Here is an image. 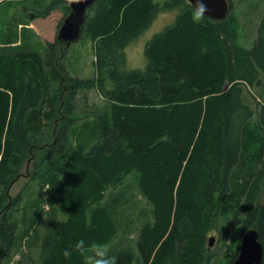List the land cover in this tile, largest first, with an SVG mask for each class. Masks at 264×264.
Returning <instances> with one entry per match:
<instances>
[{"label": "trees", "instance_id": "obj_1", "mask_svg": "<svg viewBox=\"0 0 264 264\" xmlns=\"http://www.w3.org/2000/svg\"><path fill=\"white\" fill-rule=\"evenodd\" d=\"M61 2L60 28L67 0L33 14L45 55L0 54V256L42 221L40 208L36 220L22 215L23 230L14 218L25 195L10 190L24 172L49 205L41 264L99 259L96 250L119 238L116 212L136 189L149 218L106 253L115 264H205L216 256L207 233L222 218L241 234L256 228L264 244V15L248 47L230 2L225 19L194 20L187 0H96L83 32L97 75L80 79L64 74L69 46L53 35ZM167 11L176 19L147 41L146 68H128L127 46ZM245 85L259 89L255 106ZM92 87L105 106L83 116L78 98ZM237 253L227 252L228 264Z\"/></svg>", "mask_w": 264, "mask_h": 264}, {"label": "rangeland", "instance_id": "obj_2", "mask_svg": "<svg viewBox=\"0 0 264 264\" xmlns=\"http://www.w3.org/2000/svg\"><path fill=\"white\" fill-rule=\"evenodd\" d=\"M61 0H0V54H16L27 50L37 51L41 55H45L46 46L44 41L47 40L46 33L40 21L33 17L39 11H43L52 2H60ZM164 3L165 0H159ZM232 4L231 12L235 14L239 24V41L244 46L250 47L257 38V32L264 15V0H229ZM56 6L54 11L56 19L53 27V35L59 30V23L63 18V2ZM178 11L162 12L158 14L151 25L130 45L126 48L128 68L144 70L147 65L145 55V46L152 36L168 25L172 24L177 16ZM230 12V10H229ZM43 28V29H42ZM95 44L89 35L85 34L82 29L81 37L67 48L63 54L66 77H74L80 79L93 78L97 75V58L95 53ZM264 79V75L262 77ZM245 100L255 106L257 101H261L258 87L245 85ZM228 88V85H227ZM83 92V91H82ZM80 93L78 101L80 103L79 111L81 115H86L84 111H89L93 116L95 111L105 106V100L97 87L88 88L84 93ZM85 95V96H84ZM24 172L21 177L12 185L10 193L12 196L23 191L25 195L24 201L14 206V218L19 221L21 230L22 215L26 214V220H36L39 214V208L42 211V221L31 226L32 232L26 235L25 230L21 231L13 248L4 256H0V264H41V251L43 237L45 234V222H47L49 210L47 201L37 200V192L32 187V182ZM37 188V187H36ZM133 196L124 203L116 212V223L118 224L119 238L105 246V255L111 251L120 239L129 237L134 239L139 226L148 219L150 211L147 200L141 196L138 190H134ZM264 200V193L262 201ZM33 202L32 209L22 214L24 205ZM60 217H62L60 215ZM46 220V221H45ZM129 222V224H128ZM221 224L217 229H211L207 233V249L208 252L216 253V256L209 258L205 264H228L226 257L227 252H234L239 249L242 234L230 220L222 218ZM35 228L38 230L35 231ZM240 231V232H239ZM214 235L213 245H209L210 236ZM207 252V256H209ZM96 258H92L91 264H95Z\"/></svg>", "mask_w": 264, "mask_h": 264}, {"label": "water", "instance_id": "obj_3", "mask_svg": "<svg viewBox=\"0 0 264 264\" xmlns=\"http://www.w3.org/2000/svg\"><path fill=\"white\" fill-rule=\"evenodd\" d=\"M194 7L198 0H187ZM70 12L64 18L59 30L57 39L60 48L76 42L82 34V29L86 20L87 10L96 0H67ZM207 6L205 16L213 20L225 19L230 10L229 0H200ZM227 89V84L224 88ZM215 236H210L209 245H213ZM264 259V244L259 240L258 230L254 227L247 229L241 237L237 257L231 264H261Z\"/></svg>", "mask_w": 264, "mask_h": 264}, {"label": "clouds", "instance_id": "obj_4", "mask_svg": "<svg viewBox=\"0 0 264 264\" xmlns=\"http://www.w3.org/2000/svg\"><path fill=\"white\" fill-rule=\"evenodd\" d=\"M207 11V6L200 2L198 0L196 7L194 8L192 12V16L194 20H202L205 17V12ZM83 243L82 241L80 242ZM69 253L67 250L65 251V255H68ZM96 256L100 257L96 260L95 264H115V258L114 257H107L105 255L104 249H97L96 250Z\"/></svg>", "mask_w": 264, "mask_h": 264}, {"label": "bare ground", "instance_id": "obj_5", "mask_svg": "<svg viewBox=\"0 0 264 264\" xmlns=\"http://www.w3.org/2000/svg\"><path fill=\"white\" fill-rule=\"evenodd\" d=\"M104 193V192H103ZM107 246V245H106ZM105 247V246H104Z\"/></svg>", "mask_w": 264, "mask_h": 264}]
</instances>
